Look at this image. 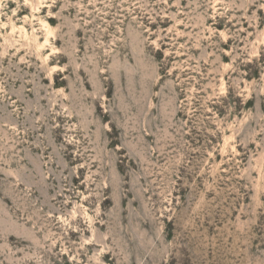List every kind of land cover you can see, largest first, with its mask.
<instances>
[{"label":"rangeland","instance_id":"374dc122","mask_svg":"<svg viewBox=\"0 0 264 264\" xmlns=\"http://www.w3.org/2000/svg\"><path fill=\"white\" fill-rule=\"evenodd\" d=\"M0 264H264V0H0Z\"/></svg>","mask_w":264,"mask_h":264}]
</instances>
